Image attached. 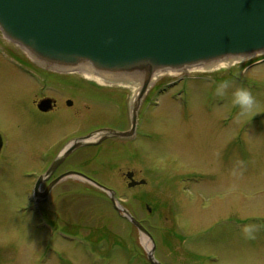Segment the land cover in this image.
Wrapping results in <instances>:
<instances>
[{
  "label": "rangeland",
  "instance_id": "374dc122",
  "mask_svg": "<svg viewBox=\"0 0 264 264\" xmlns=\"http://www.w3.org/2000/svg\"><path fill=\"white\" fill-rule=\"evenodd\" d=\"M13 54L25 57L0 31V134L5 143L0 155V264H150L145 235L119 217L109 191L119 193L130 211L122 207L137 220H146L161 264H264V63L252 64L264 55L237 61L231 70L218 66L162 75L144 99L137 138L113 157L114 162L120 159L118 163L126 157L123 171L136 170L146 185L117 186L118 191L114 183L108 191L93 184L90 191L78 186L79 201L60 211L59 204L47 207L30 201L28 177L36 170L42 149L48 158L56 155L66 130L56 115H48L45 127L36 126L32 136L25 90L53 94L49 91L82 89L36 70L13 69L9 63ZM66 75L105 89L127 90L131 118L137 86ZM223 80L231 84L221 98L214 89ZM238 87L249 89L257 101L243 115L232 103ZM69 97L63 94L61 101ZM88 106L89 110L80 107L81 129L84 123L85 129L92 124L85 122L90 118L101 119L104 125L116 123L113 106L95 102ZM70 113L67 108L63 112ZM101 147L79 150L77 155L99 152L97 166L104 168L109 156ZM113 170L107 168L118 174ZM145 202L158 210L153 221L146 217ZM247 224L259 227L253 240L241 231Z\"/></svg>",
  "mask_w": 264,
  "mask_h": 264
},
{
  "label": "water",
  "instance_id": "95a60500",
  "mask_svg": "<svg viewBox=\"0 0 264 264\" xmlns=\"http://www.w3.org/2000/svg\"><path fill=\"white\" fill-rule=\"evenodd\" d=\"M0 31L47 71L82 74L79 69L85 68L94 77H127L126 85L138 88L129 132L105 129L76 139L49 175L75 149L110 137L130 138L159 73L208 71L264 55V0H0ZM51 104L44 100L39 108L48 111ZM73 176L108 191L84 175ZM109 194L117 210L152 241L148 262L161 264L151 234Z\"/></svg>",
  "mask_w": 264,
  "mask_h": 264
},
{
  "label": "flooded vegetation",
  "instance_id": "af4514ba",
  "mask_svg": "<svg viewBox=\"0 0 264 264\" xmlns=\"http://www.w3.org/2000/svg\"><path fill=\"white\" fill-rule=\"evenodd\" d=\"M10 65L13 69L22 68L27 72H32L33 70L37 71L39 75L41 74L43 77H51L63 84L72 85L75 87L73 89L79 88L82 90H50L49 92L53 91V94L48 93V90H25L27 95V101L29 102V113L26 118L29 131L33 136L36 132V126H40V130L42 127H45L47 124V120L44 119L48 115H56V120L59 123L64 125V129L66 130L65 136L63 140H61L60 147L56 151V155L52 158H48L46 154V150L42 149L39 152V157H36L38 160V165H36L33 170V173L29 175V193H30V201L38 206H47L50 207L53 204H59L58 208L60 211H63V206L74 204L75 202L79 201L78 197L75 195V192H78V186H84L85 190L90 191L92 183L88 182L87 180L81 179L80 177L73 176L74 174H81L86 176L93 182L98 183L101 186H105L104 188H109V185L115 184L116 191H118L117 186H127L129 187L132 183H137L134 187L129 188H137L140 186L146 185V181L143 179H139L137 177L136 170H129L123 171V164L127 162V158L125 157L121 162L118 163L114 162V158L117 155L121 154L122 147L126 145L127 142H130L137 138L136 132L138 128V118L141 114V110L138 113L137 124L134 134L130 138H108L104 140L101 144L96 146H84L78 149L73 150L66 158H63L62 162L49 174V170L57 161L60 154L64 153V150L67 146L72 144L78 138L88 136L94 132L100 130H113L116 132H129L131 129L130 119L128 115V92L127 90H117L113 88H102L101 86L95 85L94 83L82 82V80L69 77L64 75H58L54 73H49L48 71L38 67L33 66L25 57L16 56L13 54L10 58ZM38 75V76H39ZM60 91V93L58 92ZM69 94L70 97L65 99L63 102L61 101V95ZM51 100V108L48 111H41L39 105L44 100ZM80 100L83 103H80ZM95 102L97 105H111L113 108L117 110V117L116 123L113 125H104V122L101 119L90 118L89 120L85 121L87 123H92L86 129L83 124V128L81 129V120L80 116V107L83 106L81 109L89 110L88 103ZM63 104V105H62ZM80 105V106H79ZM70 110L71 113L67 114L66 116L63 114L65 109ZM53 117L51 120H53ZM93 120V121H92ZM99 122V123H98ZM135 142V141H134ZM5 143L4 139L2 138V146L0 148V155L3 152ZM97 146L104 147L105 153L108 154L109 161L106 163V167L99 168L97 166V162L100 160V154H88V156H78L77 153L79 150H93L92 148H97ZM101 147V148H102ZM99 150V149H98ZM117 152H120L116 154ZM116 154V155H115ZM122 166V167H121ZM107 168L110 170L114 168L117 170L118 174L114 175L107 171ZM104 170V171H103ZM113 170V171H114ZM129 175H132L131 179ZM41 177L42 179L39 187L38 182ZM105 180H104V179ZM113 181V182H112ZM142 181L145 184H140ZM94 185V184H93ZM116 201L122 202V206L128 209V203L122 200L119 197V193L116 192L115 194ZM118 199H117V198ZM147 202L145 204V208L148 212L147 219L148 221L156 217H158L157 208L148 206ZM159 203V202H158ZM157 203V205H158ZM157 207V206H156ZM129 210V209H128ZM130 211V210H129ZM132 216L135 218L134 214L131 213ZM119 217L122 220L126 218L121 212L119 213ZM136 219V218H135ZM137 220V219H136ZM126 221V220H125ZM144 226L143 219L141 221L137 220ZM67 225H75L74 223L66 222ZM145 227V226H144ZM157 249V247H156ZM156 254V252H155Z\"/></svg>",
  "mask_w": 264,
  "mask_h": 264
},
{
  "label": "clouds",
  "instance_id": "9594fccd",
  "mask_svg": "<svg viewBox=\"0 0 264 264\" xmlns=\"http://www.w3.org/2000/svg\"><path fill=\"white\" fill-rule=\"evenodd\" d=\"M231 81L223 80L214 89V94L217 97H224L229 89ZM232 103L240 107V114L243 115L251 111L257 104L256 98L252 95L251 91L244 87H238L232 92ZM259 227L255 224L244 225L241 229L246 239L253 240L256 238V232Z\"/></svg>",
  "mask_w": 264,
  "mask_h": 264
},
{
  "label": "bare ground",
  "instance_id": "6f19581e",
  "mask_svg": "<svg viewBox=\"0 0 264 264\" xmlns=\"http://www.w3.org/2000/svg\"><path fill=\"white\" fill-rule=\"evenodd\" d=\"M79 70H80L79 72H81L82 74H84L87 78L93 79V80L97 81L98 83H105L107 81V82H111V83L113 82V83H117V84H124L123 82H125V84H126V82H128L130 80L127 77H104V78L94 77V76H92L91 73H89L88 71H86L85 68H80ZM176 73H178V72H173V71H164V72H161L158 75H156V80L158 78H160L164 74H168L170 76H174V75H176ZM143 243H144L146 249L148 251H150L151 249H150L149 241H148V239L145 236H143Z\"/></svg>",
  "mask_w": 264,
  "mask_h": 264
}]
</instances>
